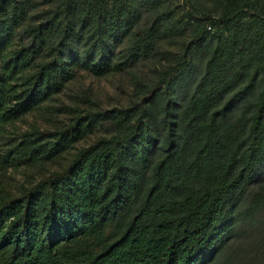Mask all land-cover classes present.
Listing matches in <instances>:
<instances>
[{"label": "trees", "instance_id": "16d2710c", "mask_svg": "<svg viewBox=\"0 0 264 264\" xmlns=\"http://www.w3.org/2000/svg\"><path fill=\"white\" fill-rule=\"evenodd\" d=\"M50 1L0 0V169L24 173L0 180V264H210L264 224V0H222L132 104L20 129L80 70L129 69L176 27L158 0Z\"/></svg>", "mask_w": 264, "mask_h": 264}, {"label": "rangeland", "instance_id": "374dc122", "mask_svg": "<svg viewBox=\"0 0 264 264\" xmlns=\"http://www.w3.org/2000/svg\"><path fill=\"white\" fill-rule=\"evenodd\" d=\"M48 4L50 0H41ZM165 17L164 22L176 25L168 34L160 37V51L151 57L140 61L129 69L108 74H94L88 70H80L66 88L58 93L49 104L56 108H45L28 114L18 120L20 129L31 127L38 123L41 126L58 124L59 118H68L73 108H102L126 107L145 95L150 86L161 76V73L173 63L183 52L187 42L195 35L203 17L219 16L223 13L222 0H158V10ZM156 10L142 9L140 26L153 23ZM224 30L223 24L211 28L212 32ZM228 34V32H226ZM125 45L122 43L121 46ZM193 50V49H192ZM191 50V52H192ZM190 52V56H191ZM192 57V56H191ZM201 65L199 56L195 61ZM198 66L196 78L202 72ZM110 128L103 127L97 133L109 132ZM88 137L81 143L89 142ZM52 167L56 163L51 164ZM24 178L22 169L10 167L7 172L0 169V180L8 187H15L19 179ZM210 264H264V224L252 223L244 226L226 238L220 246L215 260Z\"/></svg>", "mask_w": 264, "mask_h": 264}]
</instances>
